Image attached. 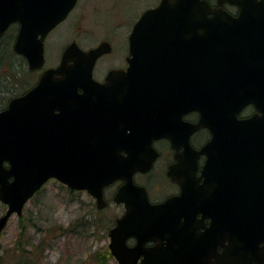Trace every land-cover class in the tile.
Listing matches in <instances>:
<instances>
[{
  "label": "flooded vegetation",
  "instance_id": "obj_1",
  "mask_svg": "<svg viewBox=\"0 0 264 264\" xmlns=\"http://www.w3.org/2000/svg\"><path fill=\"white\" fill-rule=\"evenodd\" d=\"M201 1L206 2L212 11L224 10L228 16H214L210 13L207 16L157 17L149 24V47H142L144 40L137 39L132 54L131 36L134 29L143 14L157 8L162 0L141 11L136 17L126 16L119 0H78L67 18L44 39L42 68L31 71L25 60L27 71L24 75L29 77V80H24V88L19 94H7L8 99L4 107L0 108V112L7 108L12 99L26 95L34 87L54 82L57 85L60 82L66 86H77L79 93L84 92L82 86L86 87L92 98L104 101L105 116L110 115L115 119H119V113L124 108L129 109H124L129 114L139 113V105H124L123 98L119 96V91L121 94L123 88L129 86L148 88L151 92L149 102L162 103L165 113L172 115L186 108L182 103L187 105V88L199 86L202 82L201 72L205 66H209L217 71L219 78L229 74L226 73L227 69L243 68L246 98L249 103L240 117L261 115L258 107L264 105V16H240L239 6L230 1ZM12 28L18 33V24H13L9 30ZM205 38L215 41L214 48L209 49L210 54L204 53V46L207 44ZM95 51L98 53L94 57ZM130 59L134 66L132 77L127 75ZM207 61L210 62L206 63ZM161 106L149 104L144 107L155 116L157 113L162 115ZM57 108L51 89L42 92L36 105L29 108L27 105L22 106L21 127L26 132L37 130L41 151L45 143L44 135L54 133L56 129L54 117L59 113ZM199 119L200 114L195 111L183 114L181 120L174 122L179 128L170 130V134L176 136V145H173L169 138H158L151 141L148 152H140V161L134 164L136 167H143L147 159L152 155L155 157L147 170L137 169L132 172L133 186L142 191L127 187L126 177L130 173L127 176L124 174L131 165H123V156L127 154L120 149L117 169L112 173L105 170L110 174L116 173L118 178L103 188L104 208L98 207L96 198L87 190L70 188L58 179L48 181L47 184L54 183L66 189L73 197V202L77 201V210L83 211L84 228L87 225L86 218L94 219L91 209L92 213H95L94 217L104 215L103 212L110 208L117 210L118 216L115 217L113 226L105 232L110 257L117 264L118 260L110 249V235L117 223L124 219L128 208L133 209L132 217L122 226L126 231L139 230L140 237H128L127 247L134 248L139 240L150 237L151 240L144 242V247H163L157 251L159 262L264 264V242L257 240L252 244L244 243L236 236L235 221L230 218L234 205L230 201L231 195L225 191L231 188L228 183L233 177L221 164L215 169V175L211 179L203 176L205 155L200 154L195 163L193 162L194 153L200 152L210 141L211 131L201 128L192 133L188 140L190 151L185 145L178 143L185 134L186 127H183V123L196 124ZM5 166L8 168V163H5ZM68 169V173L74 177L76 173L87 177L85 169L76 170L74 166ZM12 180L13 178L9 179ZM143 191L151 206L160 208L150 211L146 209L140 201ZM222 192L225 196L221 197ZM118 194L119 202H116ZM211 199H227L228 215L224 217V213L221 214L222 219L217 215L218 227L217 232L213 231L214 240H192L188 235L189 221L194 235L197 228L196 235L203 234V226L209 227L211 222V219L203 214L210 210ZM1 204L6 213L7 205ZM22 217L23 215L19 216ZM222 227H228V232ZM69 230L75 231L74 228H68L66 231ZM226 235H229L230 239ZM146 258L147 256L141 255L137 264H143ZM150 258L149 254L148 260ZM152 259H156L155 253Z\"/></svg>",
  "mask_w": 264,
  "mask_h": 264
},
{
  "label": "water",
  "instance_id": "obj_2",
  "mask_svg": "<svg viewBox=\"0 0 264 264\" xmlns=\"http://www.w3.org/2000/svg\"><path fill=\"white\" fill-rule=\"evenodd\" d=\"M223 1L238 5L240 16H264V0H220V3ZM76 2L77 0H0V38L12 23H19L14 51L25 57L30 70L37 71L44 64L45 37L67 17ZM210 13L214 16H228L223 10L212 11L201 0H162L157 8L143 14L134 29L131 36L132 54L137 39L144 40L142 47H149V24L155 18L207 16ZM205 41L207 44L204 46V53L210 54L209 49L214 48L215 41L210 38H205ZM97 53H93L94 57ZM133 70V61L130 59L127 75L132 77ZM201 73L200 85L187 88V105L182 103L186 108L172 115L165 113L162 103H150V90L141 86L124 87L121 94L119 91L124 105H139V113L129 114L124 110L128 108H124L119 113V119L105 116L104 101L92 98L84 86V92L79 93L77 86H66L60 82L57 85L55 82L47 83L34 87L24 96L12 99L7 109L0 112V201L9 206L6 214L0 218V234L9 218L15 213L21 216L27 201L51 178L78 190H88L97 199L99 208L104 207L103 188L118 178L116 173L108 172L112 173L119 166L120 149L127 154L123 156V165H131L124 174L127 176L130 173L126 177L127 187L142 191L133 186L132 172L137 169L147 170L155 157L152 155L147 159L143 167H136L134 164L140 161V152H148L151 141L158 138H169L176 145V136L170 134V130L179 128L174 122L181 120L183 114L195 111L200 114L199 121L196 124L183 123V127H186L185 134L178 143L185 145L190 151L188 140L192 133L201 128L211 131L212 138L200 152L194 153L193 162L200 154L206 155L202 175L209 179L215 175L219 164L223 165L233 177L228 183L231 188L225 190L231 195L230 201L234 205L231 213L237 216L247 212V219L242 217L240 221L237 220L239 239L251 244L257 240L264 241V105L258 107L261 115L239 117L249 103L243 68L227 69L226 73L229 74L222 78L217 77V71L209 66H205ZM47 89L52 90L59 113L54 117V127L57 130L44 135L45 143L41 151L37 130L26 132L21 127L22 106L27 105L29 108L36 105L42 92ZM159 94L164 96L163 93ZM149 104L163 107L160 111L162 115H152L144 107ZM6 162L9 163V168L4 166ZM73 166L76 170L85 169L87 177L84 174L79 176L76 173L75 177L69 174L68 168ZM10 178L13 180L9 181ZM222 196H225L224 192L221 193ZM140 198L149 211L160 208L149 204L144 191ZM226 201L227 199L212 200L208 211L210 218L213 214L216 217L223 213L224 217L228 215ZM116 202H119V194ZM132 213L133 209L128 208L124 219L111 231L112 254L119 264H137L141 255L147 256L143 264H166L164 261L159 262L157 258V251L163 247H144V242L151 240L150 237L139 240L134 248L127 247L128 237H140L139 230L126 231L122 226L132 217ZM216 217L215 222L212 220L211 227L201 237H196L189 228V238L203 240L205 235L204 240H214L213 231H217ZM226 237L230 239L229 235ZM153 253L156 254L155 260L152 259ZM149 254L151 258L148 260ZM200 263L209 264L207 261Z\"/></svg>",
  "mask_w": 264,
  "mask_h": 264
},
{
  "label": "rangeland",
  "instance_id": "obj_3",
  "mask_svg": "<svg viewBox=\"0 0 264 264\" xmlns=\"http://www.w3.org/2000/svg\"><path fill=\"white\" fill-rule=\"evenodd\" d=\"M157 1L119 0V5L126 16L136 17ZM6 35L5 46H1L3 40L0 42L1 54L13 45L15 28ZM28 78L24 75L19 82L25 83ZM7 99V95L0 94V108ZM77 207V201L73 202L66 189L47 184L27 203L23 217L14 215L0 234V264H117L110 257L105 234L113 226L117 210L110 208L104 215L94 217L91 209L94 219L86 218L84 228L83 211ZM4 214L5 208L0 203V217ZM68 228L75 231H66Z\"/></svg>",
  "mask_w": 264,
  "mask_h": 264
},
{
  "label": "trees",
  "instance_id": "obj_4",
  "mask_svg": "<svg viewBox=\"0 0 264 264\" xmlns=\"http://www.w3.org/2000/svg\"><path fill=\"white\" fill-rule=\"evenodd\" d=\"M6 36L2 38L4 42L0 41L4 43H1V46H5ZM10 43L12 42L10 41ZM4 51L3 54L0 52V94H15L24 88L19 80L27 71L26 62L21 56L14 53L12 45L5 48Z\"/></svg>",
  "mask_w": 264,
  "mask_h": 264
}]
</instances>
